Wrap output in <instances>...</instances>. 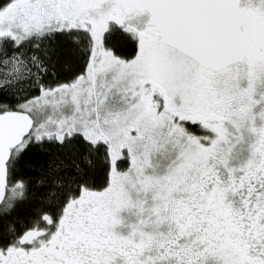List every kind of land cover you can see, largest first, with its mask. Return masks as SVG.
Listing matches in <instances>:
<instances>
[{
	"label": "snow or ice",
	"instance_id": "snow-or-ice-1",
	"mask_svg": "<svg viewBox=\"0 0 264 264\" xmlns=\"http://www.w3.org/2000/svg\"><path fill=\"white\" fill-rule=\"evenodd\" d=\"M0 264H264V0H0Z\"/></svg>",
	"mask_w": 264,
	"mask_h": 264
}]
</instances>
